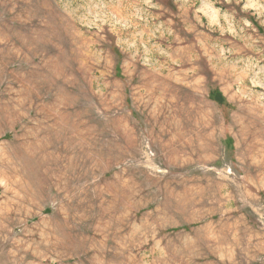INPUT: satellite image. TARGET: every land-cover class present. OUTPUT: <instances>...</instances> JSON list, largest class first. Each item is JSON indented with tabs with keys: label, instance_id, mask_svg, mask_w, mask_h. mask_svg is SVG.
Masks as SVG:
<instances>
[{
	"label": "rangeland",
	"instance_id": "obj_1",
	"mask_svg": "<svg viewBox=\"0 0 264 264\" xmlns=\"http://www.w3.org/2000/svg\"><path fill=\"white\" fill-rule=\"evenodd\" d=\"M0 264H264V0H0Z\"/></svg>",
	"mask_w": 264,
	"mask_h": 264
}]
</instances>
